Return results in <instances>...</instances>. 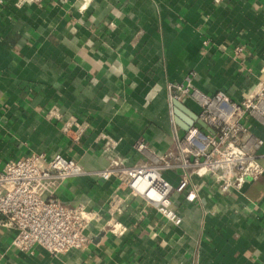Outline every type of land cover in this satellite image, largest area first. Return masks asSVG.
Masks as SVG:
<instances>
[{
	"label": "crops",
	"instance_id": "0c3cea01",
	"mask_svg": "<svg viewBox=\"0 0 264 264\" xmlns=\"http://www.w3.org/2000/svg\"><path fill=\"white\" fill-rule=\"evenodd\" d=\"M263 65L264 0L0 5V167L33 153L73 157L86 172L66 179L58 197L103 216L86 247L59 255L40 245L20 251L13 244L17 229L2 221L0 264H264V174L226 193L194 177L185 192L172 193L180 225L143 198L131 199L118 216L127 226L122 235L106 225L119 179L94 174L108 166L100 132L119 139L120 154L133 165L145 160L137 140L161 152L175 131L199 125L201 106L191 97L171 103L170 84H186L189 76L208 94L222 90L239 99L255 90ZM53 105L63 118L91 121L81 140L47 118ZM250 124L264 139V127ZM258 152L264 165V144ZM164 175L178 185V173ZM191 190L194 200L186 198Z\"/></svg>",
	"mask_w": 264,
	"mask_h": 264
},
{
	"label": "built area",
	"instance_id": "2783aa9c",
	"mask_svg": "<svg viewBox=\"0 0 264 264\" xmlns=\"http://www.w3.org/2000/svg\"><path fill=\"white\" fill-rule=\"evenodd\" d=\"M6 1L0 0V5ZM15 1L18 5L43 2ZM260 75L262 80L255 90L239 99L222 90L208 94L192 85L189 76L186 84H170V102L191 97L201 106L198 118L209 128L193 124L183 134L175 131L169 140L170 148L161 152L152 151L146 140H137L134 147L145 157L143 162L130 165L118 150L119 139L107 132L98 134L108 166L94 174L103 179H119L108 202L110 216L106 225L111 232L122 235L127 231L118 216L127 209L131 199L143 198L167 220L180 225L183 218L174 206L172 193L185 192L194 177L209 178L219 191L226 193L241 191L247 183L264 174L258 152L264 139L250 124L254 121L264 127V65ZM46 116L61 120L62 131L74 141L81 140L91 128L88 118L74 115L63 118L56 105ZM167 171L178 173V185L165 177ZM85 172L77 159L61 152L33 153L0 167V217L3 218L0 222L17 229L13 241L17 249L33 251L40 245L59 255L89 244L90 229L103 216L83 204L68 205L56 193L66 179ZM195 197L193 190L186 194L188 200Z\"/></svg>",
	"mask_w": 264,
	"mask_h": 264
},
{
	"label": "water",
	"instance_id": "95a60500",
	"mask_svg": "<svg viewBox=\"0 0 264 264\" xmlns=\"http://www.w3.org/2000/svg\"><path fill=\"white\" fill-rule=\"evenodd\" d=\"M197 123H198L199 125L203 126V127H208L207 124H206L204 121H202V120H200V119H198V118H197ZM208 128H209V127H208Z\"/></svg>",
	"mask_w": 264,
	"mask_h": 264
}]
</instances>
